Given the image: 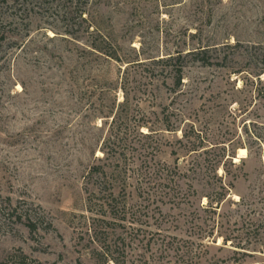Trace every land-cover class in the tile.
Returning a JSON list of instances; mask_svg holds the SVG:
<instances>
[{"label":"rangeland","instance_id":"1","mask_svg":"<svg viewBox=\"0 0 264 264\" xmlns=\"http://www.w3.org/2000/svg\"><path fill=\"white\" fill-rule=\"evenodd\" d=\"M104 236L119 264H264V0H0V264H115Z\"/></svg>","mask_w":264,"mask_h":264},{"label":"trees","instance_id":"2","mask_svg":"<svg viewBox=\"0 0 264 264\" xmlns=\"http://www.w3.org/2000/svg\"><path fill=\"white\" fill-rule=\"evenodd\" d=\"M204 59V58H203ZM171 59H168V61ZM205 63V62H204ZM123 91H125V85L122 86ZM128 100V96L127 93L125 92V98L122 102L119 103L118 106V110L115 112L114 116H113V122H112V126L114 127L115 124H117L120 120V118L122 117L123 111L120 110V108H124L126 106V102ZM141 126L140 122L137 124V127ZM141 134H144V132H139ZM114 132H110V136L107 139L108 141H111L110 138L114 137L117 135H114ZM146 135V134H145ZM150 135V134H149ZM115 143V140H114ZM109 150H105V158L110 160L111 163L114 162V164L108 163H102L100 162L99 164H95L94 166H92L91 170H90V175H94L97 177L98 182H96L95 186V190H93V193L96 195V191H98L99 193H104L103 196H99V198L103 199V203L100 206V209L97 210V213L108 216V217H112V218H119V216H117V211L118 209H120V205H119V201L117 199V189L120 188V191L124 190V187H126L127 184V179H128V170L126 167V162L125 163H121V152H113L112 148H109ZM220 163V160H218L215 164H213V168L215 167V174L218 176V172H217V166ZM159 178L160 180H169L167 183H169L171 181V179L174 178H179L183 175V171H188V170H184L182 169L179 164L175 165V167H170V166H166L163 170H159ZM222 176H218L219 178L222 179ZM116 179V180H115ZM121 179V180H120ZM121 181V182H118ZM122 183V184H120ZM163 184V183H160ZM232 190L231 185L223 183L222 184V191L219 193V197L217 198V204L214 205L213 201H211L210 197L209 198V202L208 205L204 206V209H208V207H211L215 212L217 211V209L220 207V204L223 202V200L226 198L227 193ZM106 191V193H105ZM259 230V225H257L255 228H252V230H248L245 232L246 237L244 238V232L239 233V234H232L234 232H232L231 234H226L223 236V241L225 244H228L229 241H231L232 245L237 247L240 250L246 249L249 244H247V240L250 239V237L255 236L256 232ZM104 235V233H103ZM96 238H99V235L96 234ZM95 238V239H96ZM110 237H103L100 238V245H101V249L102 251L100 252L101 254L105 255L107 261L111 260L113 261L115 264H119L117 258L112 254L111 250L109 249V246H107L105 244V242L108 241ZM246 239V240H244ZM245 241V242H244ZM116 242V241H115ZM119 243V242H118ZM116 242V245L118 244ZM244 253L247 254V252L245 251ZM235 263H239V264H244L242 263L243 260H235Z\"/></svg>","mask_w":264,"mask_h":264},{"label":"bare ground","instance_id":"3","mask_svg":"<svg viewBox=\"0 0 264 264\" xmlns=\"http://www.w3.org/2000/svg\"><path fill=\"white\" fill-rule=\"evenodd\" d=\"M246 154H247L246 149L241 148L239 157H246ZM236 160H238V158H236Z\"/></svg>","mask_w":264,"mask_h":264}]
</instances>
